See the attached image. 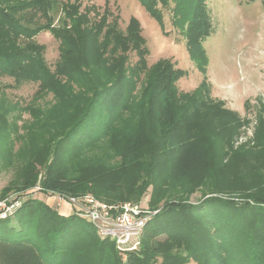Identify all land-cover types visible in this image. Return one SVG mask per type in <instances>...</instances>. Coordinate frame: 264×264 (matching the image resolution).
Segmentation results:
<instances>
[{
    "label": "trees",
    "instance_id": "obj_1",
    "mask_svg": "<svg viewBox=\"0 0 264 264\" xmlns=\"http://www.w3.org/2000/svg\"><path fill=\"white\" fill-rule=\"evenodd\" d=\"M206 1L175 0L171 11L170 0H139L157 20L160 9L167 8L175 26L184 22L181 30L203 82L194 92L181 93L176 83L183 74L170 61L148 67L135 20L124 31L117 21H108L106 12L92 22L90 15L100 11L94 5L82 10V0H0V76L13 78L17 86L38 85L34 107H26L38 122L62 114L53 135L36 140L42 124L20 129L18 120L9 118L11 109L0 105V172L15 170L3 195L38 186L46 194H92L112 204L141 202L152 188L148 204L159 210L146 226L139 251L123 263L115 243L101 239L87 220L30 200L17 212L24 215L20 238L0 239V264H264V186L245 194L252 202L220 197L186 202L203 188L207 194L246 191L245 183L236 184L230 166L251 153L254 143L264 146L260 117L252 137L238 136L234 150L243 122L223 108V101L210 98L203 43L216 27ZM250 1L264 7V0ZM56 12L61 13L57 27ZM44 31L59 42L54 71L46 62V47L35 41ZM50 95V107L38 105ZM207 112L213 114L216 132L206 129L202 115ZM29 145L33 151L24 157ZM197 146L207 152L202 157L207 171L191 181L187 169L193 165L186 154ZM161 236L165 239L157 241Z\"/></svg>",
    "mask_w": 264,
    "mask_h": 264
},
{
    "label": "rangeland",
    "instance_id": "obj_2",
    "mask_svg": "<svg viewBox=\"0 0 264 264\" xmlns=\"http://www.w3.org/2000/svg\"><path fill=\"white\" fill-rule=\"evenodd\" d=\"M58 1L65 2L66 0ZM170 2L172 11L176 2L175 0H170ZM82 3V10L85 6L94 5L100 11L97 16L90 15L92 22L99 20L103 12H106L108 21L110 23L117 21L125 31L132 20H135L140 26L142 37L146 43L148 67H154L162 61H170L176 70L183 74L176 83L179 92L192 93L200 87L203 75L190 56L183 30H181L184 27V22L182 25L178 24L179 27L175 26L170 9L161 8V20H157L142 6L139 0H82ZM206 3L211 11L216 32L203 43L209 60L205 78L208 79L212 87L210 98L215 102L223 101L225 103L223 108L238 113L243 122L238 129V135L233 138V148L236 150L237 137L240 136L243 140L246 137H252L259 125V118H264V7L261 1L251 2L250 0H207ZM54 16V26L57 27L61 13L56 12ZM35 41L46 47L45 59L48 66L54 71L55 64L59 59V42L50 32L45 31L35 37ZM129 56L130 63L134 64L137 61L135 52L130 53ZM37 89L38 85L35 83L24 82L17 86L13 78L0 76V105L11 109L9 118L17 119L20 129L25 124L29 126L42 124L41 134L36 139L39 140L53 135L54 131L62 124V114H56L48 119L42 116L38 122L33 109L32 112L26 111L27 105L34 107V95ZM52 102V95H50L46 99L40 100L38 105L50 107ZM38 105L36 108L39 107ZM40 116L39 114L38 118ZM202 117L203 122L206 123V129L210 128L216 132L213 114L207 112ZM32 139H34V134ZM30 145L27 146V150L30 149ZM251 150L252 152L246 157H238L234 160L229 169L230 174L237 180L236 184H246L248 188L246 191L241 187L235 188V191L228 194H207L208 190L203 188L192 194L186 202L199 204L211 197L252 202L251 199L245 197V194L251 193L257 187L264 186V146L254 143ZM32 151H26L24 157H29V153ZM40 153L38 150V154ZM206 153L202 150V146H197L195 150L192 148L186 154L190 160L189 163L193 165L187 169L191 181L200 180L205 176L207 168L205 164H202V157L206 156ZM226 161L229 163L230 158L228 157ZM14 172V167L8 172H0V195L2 197L25 195L23 205L30 200L48 205L52 203V200L48 201L46 193L38 191V186L27 192H11L3 195L2 190L13 179ZM40 172L44 173L45 169L40 168ZM151 189L149 188L141 196V202L145 206H148L151 198ZM163 204L164 201L160 205ZM54 207L58 212H62L61 208L58 209L57 204ZM21 214L23 215V212L0 220V239L17 240L20 238L17 231L20 221L24 219L20 217ZM63 215L65 214L63 213ZM163 239L165 237L161 236L157 238V241L160 242ZM157 241L155 240L153 246L157 244ZM118 254L122 257L123 263L128 261L129 254L122 255L119 251ZM189 264L198 263L191 261Z\"/></svg>",
    "mask_w": 264,
    "mask_h": 264
},
{
    "label": "built area",
    "instance_id": "obj_3",
    "mask_svg": "<svg viewBox=\"0 0 264 264\" xmlns=\"http://www.w3.org/2000/svg\"><path fill=\"white\" fill-rule=\"evenodd\" d=\"M38 191H41L40 187ZM46 196L59 201L58 209L62 203L70 205L73 212L94 226L101 239L113 241L122 255L139 251L147 224L159 212L142 202L109 204L92 194L77 198L52 193ZM24 197L26 196L0 195V220L14 216L22 208Z\"/></svg>",
    "mask_w": 264,
    "mask_h": 264
},
{
    "label": "crops",
    "instance_id": "obj_4",
    "mask_svg": "<svg viewBox=\"0 0 264 264\" xmlns=\"http://www.w3.org/2000/svg\"><path fill=\"white\" fill-rule=\"evenodd\" d=\"M48 201L52 202L51 204L49 203V206H51L54 209H55L54 206L56 204L58 205V203H59V201H57L56 199L55 200L54 199H48ZM60 208L62 209V212L61 211L59 212L61 215H63V213L65 214L64 216H69L70 214H73V208L66 203H64V204L62 203Z\"/></svg>",
    "mask_w": 264,
    "mask_h": 264
}]
</instances>
